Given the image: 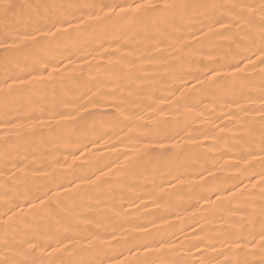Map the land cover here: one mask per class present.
<instances>
[{
	"label": "bare ground",
	"instance_id": "bare-ground-1",
	"mask_svg": "<svg viewBox=\"0 0 264 264\" xmlns=\"http://www.w3.org/2000/svg\"><path fill=\"white\" fill-rule=\"evenodd\" d=\"M13 2L59 5L82 0H13ZM155 2L163 4L170 0ZM177 2L203 5L234 3L258 5L260 0H177ZM226 13V9L220 8L215 10L214 15L225 16L221 22L226 25L228 23ZM191 15L189 13L182 20L179 18L176 20L177 25H183V35L180 39L185 43H190L194 37L200 38L199 29L202 22L209 24L212 18L200 15L198 19H190ZM151 23L149 21V24ZM6 24L18 27L21 36L26 27L23 24L16 25L14 19L6 21L0 16V44L4 45L0 47V80L5 78V67L11 69L9 62H23L25 59L29 63L32 60H40L41 67L47 62L49 72L59 70L51 82L42 86L38 92L29 90L21 96L9 97L7 101L12 116L27 114L33 108L37 113L41 109H46L43 116L38 114L33 120L13 121L14 124L25 125L44 121L42 125L35 127L31 134L27 128L24 129V134L18 135L15 128L7 124L0 126V173H2L0 213L4 210L5 200L21 201L15 209L21 219L13 223L9 243L13 240L18 243L26 237L39 242L41 247L37 248L34 254L36 264H48L53 258L67 257L68 253L63 252L50 255L53 249L60 247V244L70 245L69 252H79V255L75 256L76 259L85 262L98 260L102 253L97 251L99 243L93 241V237L97 229L101 232L112 231L109 217L113 215V209L116 212L128 211L131 213L130 218L135 220L139 213L134 209L158 196L162 199L158 200L159 211L155 214L163 216L164 221H167L164 225L166 230L175 233L180 240L217 236L229 227L231 223L229 217L240 219L241 213L228 210L237 207L236 204L228 205L225 202L221 207L208 204L206 198L199 197L205 194L206 189L227 187L229 191L232 190L231 184L234 180L230 177L236 176L237 168L231 165L236 163L241 148L247 146L245 142L238 144V138L255 115L249 112L248 119L245 120V113L238 112L236 106L239 104L247 107L249 101H255L253 107L259 110L258 75L253 78L252 87L246 89L252 93L246 99H236L229 91L215 96L201 93L198 89L189 93L188 89L197 83V79L193 77L202 79L199 70L201 64L210 58V50L205 47L202 52L191 54V49L185 48L177 53L184 58L177 59L171 55L173 48L167 47L169 41L158 43L163 38L156 31V27L152 28L155 39L145 38L143 25L140 36L133 37L129 34L119 39H116V33L111 28L105 29L103 26L88 28L81 33H74L72 43L66 47L64 43L58 44L56 41L50 42L39 37L36 43L21 45L16 33L11 28H5ZM158 25L161 29L167 27L168 31H172L170 22L166 23L161 19ZM211 27L217 28L218 25L211 24ZM204 31L207 32V27ZM29 35L36 36V33L30 31ZM114 39L115 43L112 42ZM210 39L217 40L216 37ZM162 47H167V52L162 56L157 55ZM175 47L179 48V45ZM192 47L200 48V45L193 44ZM236 53L242 54V47L224 40L220 41L215 52L210 54L216 58L228 54L229 59L235 60L239 58ZM259 69L260 66H257L255 69H249V72L258 73ZM8 74L15 73L9 71ZM43 75L47 77L48 73ZM188 81L191 83L187 84ZM182 93L189 99L181 100L178 105L176 99ZM234 99L236 103H232ZM62 100L69 103L62 104ZM53 106L69 119L58 124L59 117L51 118L48 114ZM4 112L5 100L0 96V124L6 119ZM140 124L150 125L153 134L169 135L172 139L161 140L159 144L151 140L143 141L142 145L156 148V151L138 160L134 166L128 165L129 155L136 149L130 150L126 147L134 141L126 140L124 137L134 135ZM252 135L258 143L261 135L259 123L255 124ZM70 139L73 141L72 149L77 143L87 144V149L81 147L75 153L80 157L75 163L83 165V168L77 169L75 173L66 165L54 166L50 163L56 158L63 162L65 156L68 164L73 163V156L66 151ZM118 139L120 142L116 143ZM142 145H137V148H142ZM5 151H10L9 159L12 163H4ZM53 168L59 173L66 188L70 187L68 181L77 183L73 179L74 175H86L91 181L101 177L107 182L98 187L88 185L82 194L76 197V207L72 213L57 209L51 215L34 216L28 206L22 203L26 198L27 188L23 184L18 187L11 186L15 183L12 180L8 181L10 187L5 195L4 181L12 174L36 177L38 178L36 182L43 184L45 181L42 177ZM36 169L38 171H35ZM102 173L105 175L102 176ZM28 187H31V184ZM248 190L254 192L252 198L258 201L259 187L252 189L249 184ZM218 195L226 193L220 192ZM215 199L213 196L212 200ZM72 203L73 201H68L69 205ZM120 205H123V208H120ZM250 207L258 208L259 204ZM156 208L157 205L147 203V208H140L139 211ZM0 219L6 220L7 217L0 216ZM124 228H128V225H124ZM116 235L123 240L127 233L121 235V230L117 229ZM50 237L55 239L50 240ZM57 239L59 243L55 242ZM102 239L107 241L111 240V237L105 236ZM248 239L252 237L249 235ZM258 240L259 236H256L253 242ZM49 242L51 247L45 248L44 245ZM120 247L122 245L113 247L107 254L114 256ZM216 247L219 248L220 244L217 243ZM203 248L204 244H197L196 248L191 249L190 258L199 261L201 257L198 253ZM249 250H252L251 245ZM255 251L258 258V248ZM128 255L127 252L124 253L125 257ZM12 256V250L5 246V233L3 226L0 225V260L6 259L10 264ZM104 264L109 262L105 261Z\"/></svg>",
	"mask_w": 264,
	"mask_h": 264
},
{
	"label": "snow or ice",
	"instance_id": "snow-or-ice-1",
	"mask_svg": "<svg viewBox=\"0 0 264 264\" xmlns=\"http://www.w3.org/2000/svg\"><path fill=\"white\" fill-rule=\"evenodd\" d=\"M220 8L227 10L228 23L226 25L221 22L225 16L216 17L214 15L215 10ZM201 9H206V11H199ZM189 13L192 14L189 16L190 19H198L200 15L211 16L212 18L209 24L202 22L199 29L200 38L194 37L190 43H185L180 39L183 35V25H177L176 20L178 18L182 20ZM0 16L6 21L14 19L16 25H26L22 36L18 27H13L10 24L5 25L6 29L11 28L16 33L21 45H26L29 42L36 43L37 37H39L40 39H48L50 42L56 41L58 44L64 43L67 47L72 43L74 33H81L88 28L94 29L97 26H103L105 29L111 28L116 33V39L129 36V34L134 37L141 35L140 29L143 25L146 32L145 38L155 39L152 28L156 27V31L163 38L158 43L163 44L164 41H169L167 47L173 48L171 55L181 60L184 57L177 55V53L185 48L191 49V54H197L207 47L212 53L215 52L217 44L224 40L242 47L243 53H236L239 58L235 60L229 59L228 54L216 58L209 53L210 58L201 64L199 70V76L202 79L193 77L197 79V83L188 89L189 93L198 89L201 93H210L215 96L218 93L229 91L236 99H246L252 94L246 89L252 87L255 76L260 77L259 110L257 111L253 107L255 101H249L247 107L239 104L236 106L238 112L245 113V120L248 119L247 114L249 112H253L255 115L252 121L247 123L243 134L238 138V144L245 142L247 146L241 148L236 163L231 165V167L237 168L236 176L230 177L234 180V183L231 184L232 190L229 191L227 187L206 189L205 194L199 197V199L206 198L208 204L220 205L221 207L225 205V202L228 205L236 204L237 207L228 210L233 213H241L239 220L229 217L231 221L229 227L217 236H201L195 240L187 238L180 240L175 233L166 230L164 225L167 224V221H164L163 216L155 214L159 211L158 200L162 199L158 196L147 202L157 205L155 210L140 212V208H147V203L134 209L139 213L135 220L130 218V212H116L113 209V215L109 217L112 231L101 232L97 229L96 235L93 237V241L99 243L97 251L102 253L98 260L92 259L85 262L76 259L75 256H78L79 252H69L70 245L60 244V247L53 249L50 255L63 252L68 253V256L53 258L48 261V264H104L105 261H108L109 264H264V0H260L258 5L247 3L203 5L177 2V0H170V2L163 4L155 2V0H82V2L77 3L48 5L31 2L16 4L13 0H0ZM161 19L172 24V31H168L167 27L163 29L159 27L158 21ZM149 21L152 23L149 24ZM211 24L218 25V27L213 28ZM205 27H207V32L204 31ZM30 31L35 32L36 36L29 35ZM189 35L191 34L189 33ZM211 37H216L217 40H211ZM112 42L115 43L116 40L114 39ZM193 44H199L200 48H193ZM176 45H179V48H176ZM0 47H4V45L0 44ZM167 47H162L157 55L162 56L166 53ZM5 50L7 51L6 48ZM106 54L111 55V53ZM9 63L11 69L5 67V78L0 80V96L5 100L4 115L6 117L0 126L7 124L15 128L18 135L24 134V129L27 128L31 134L32 130L42 125L44 121H36L35 124L30 125L14 124L13 121L18 119L33 120L38 114L43 116L46 109H41L37 113L36 109L33 108L27 114L12 116L7 106L8 98L21 96L29 90L38 92L42 86L51 82L52 77L59 70L49 72L48 63L44 62V66L41 67L40 60H32L29 63L25 59L23 62ZM257 66H260L258 73L249 72V69H255ZM9 71L15 74H8ZM46 72L48 73L47 77L43 75ZM186 83L190 84L191 81ZM188 99L189 97L182 93L176 99V103L179 105L181 100L188 101ZM236 99L232 103H236ZM61 103L67 104L69 101L62 100ZM48 114L51 118L58 116V124L69 119L63 112L56 111L55 106ZM256 123H259L261 131L258 143L252 135ZM137 129L134 135H125L124 137L126 140L134 141V143L126 145L130 150L136 149L131 152L127 162L128 165L133 166L144 156L156 151V148L142 145L143 141L151 140L159 144L161 140L172 139L169 135L153 134L152 128L148 124H140ZM139 129H148V131H139ZM119 142L118 139L116 143ZM72 143L73 141L70 139L69 147L66 149L68 154L73 156L72 164H68L67 156L64 157L63 162L56 158L50 163L54 166L66 165L69 170L75 173L77 169L83 168V165L75 163L76 160L80 159L75 153L81 147L87 149V144L77 143V146L72 149ZM137 145H142V148H137ZM161 148H163L162 144ZM164 150L167 151V149ZM9 156L10 151H5V164L12 163ZM127 170L126 166L125 171ZM103 175L105 174L102 173ZM37 179L28 175L12 174L4 181L5 195H7V189L10 187L9 180L15 182L11 186L25 185L27 193L22 203L28 206L34 216L51 215L57 209L65 213H72L76 207V197L80 196L88 185L98 187L107 182L101 177H96V181H91L86 175H74L73 179L77 183L73 184L72 181H68L70 187L66 188L55 168L42 177L45 183H38L36 182ZM246 181L248 183H245ZM29 184L31 187H28ZM249 184H251L252 189L259 187L258 201L252 198L254 192L248 190ZM54 189L59 191H54ZM220 192H224L226 195H218ZM213 196L216 197L215 200H212ZM136 198L139 199V197ZM69 200L73 201L71 205L68 204ZM4 203V210L0 216L7 217V219H0V225L3 226L5 233V246L9 247L13 253L10 264H36L34 254L37 248L41 247L39 242L26 237L18 243L14 240L9 243L12 225L16 220L21 219L15 211L21 201L13 199L11 202L5 200ZM257 203L259 204L258 208L250 207ZM120 208H123V205H120ZM145 217L151 218L144 219ZM157 221L160 223L158 224ZM124 225H128V228H124ZM117 229L121 230V235L127 233L123 240L116 235ZM249 235L252 239H248ZM105 236L111 237V240L102 239ZM256 236H259V240L254 243ZM52 239L55 238L50 237V240ZM205 241L208 242L205 243ZM55 242L59 243V240L57 239ZM217 243L220 244L219 248L216 247ZM197 244H204V248L198 253L201 257L199 261L190 258L191 249L196 248ZM117 245H122V247L115 252L114 256L108 255L107 252ZM249 245L252 246V250H249ZM44 247L50 248L51 243H46ZM257 248L259 250L258 258L255 251ZM125 252L129 254L127 257L124 256ZM117 257L124 258L118 259ZM216 257L223 258L216 259ZM0 264H9V261L0 260Z\"/></svg>",
	"mask_w": 264,
	"mask_h": 264
}]
</instances>
